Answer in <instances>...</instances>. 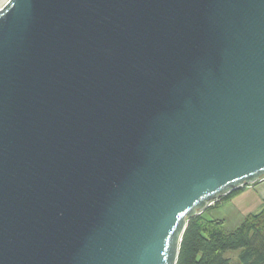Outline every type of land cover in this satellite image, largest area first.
<instances>
[{
	"label": "water",
	"instance_id": "95a60500",
	"mask_svg": "<svg viewBox=\"0 0 264 264\" xmlns=\"http://www.w3.org/2000/svg\"><path fill=\"white\" fill-rule=\"evenodd\" d=\"M262 177L264 0L0 9V264H176Z\"/></svg>",
	"mask_w": 264,
	"mask_h": 264
},
{
	"label": "trees",
	"instance_id": "16d2710c",
	"mask_svg": "<svg viewBox=\"0 0 264 264\" xmlns=\"http://www.w3.org/2000/svg\"><path fill=\"white\" fill-rule=\"evenodd\" d=\"M242 188L231 191L187 220L176 264H264V201L261 208L246 215L235 229L227 230L219 219H206L203 213L217 207ZM237 251L232 262L226 252Z\"/></svg>",
	"mask_w": 264,
	"mask_h": 264
},
{
	"label": "crops",
	"instance_id": "0c3cea01",
	"mask_svg": "<svg viewBox=\"0 0 264 264\" xmlns=\"http://www.w3.org/2000/svg\"><path fill=\"white\" fill-rule=\"evenodd\" d=\"M250 190V195H248L246 193V191ZM240 193V192H239ZM237 193L238 195H234L233 197H231L230 199H228L226 202L227 204L229 205H232L234 206V213H232L231 215L225 217V216H217L215 217L214 216V212H211V214H213V216L211 218H208L206 216V212L208 210H212L213 208H222L224 206H226V202L225 204L223 202L219 203V205L217 207H211V208H208L204 213V217L206 219H219V220H222L223 223H224V228L227 229V230H232V229H235L237 226H239V224L243 221L244 217L250 213H255V212H248L250 211L251 208H246L247 206L249 205H252L253 203L255 204L254 207H259L258 210L261 208L262 206V203L264 201V177L260 178L259 180H257L256 182L252 183V184H249L247 186H244L242 188V191L241 193L239 194ZM237 200H241L244 202V205L245 207H242L238 202ZM214 204V203H213ZM212 204V205H213ZM211 205V206H212ZM240 206V209H238ZM209 207V206H208ZM231 208V207H230ZM257 210V211H258ZM256 211V212H257ZM232 212V211H231ZM227 215H228V212H227ZM231 218H233L234 220V226L233 227H230V228H226V225L227 223L230 222Z\"/></svg>",
	"mask_w": 264,
	"mask_h": 264
},
{
	"label": "rangeland",
	"instance_id": "374dc122",
	"mask_svg": "<svg viewBox=\"0 0 264 264\" xmlns=\"http://www.w3.org/2000/svg\"><path fill=\"white\" fill-rule=\"evenodd\" d=\"M8 0H0V9L5 5V3L7 2ZM241 193V192H240ZM239 193V194H240ZM246 193L248 194V195H250V190H248V191H246ZM236 195H238V194H236ZM227 201V200H226ZM226 201H224L223 203L225 204V202ZM237 202L242 206V207H245V205H244V202L243 201H241V200H237ZM255 206V204L253 203L252 205H249V206H247L246 208H251L250 209V211H248V212H256L257 210H258V206L257 207H254ZM231 207V208H230ZM234 206H232V205H228L227 204V202H226V206H224V207H222V208H213L212 210H208L207 212H206V216L208 217V218H211L212 216H213V214H211L210 213V211L211 212H214V216L215 217H217V216H219V215H221V216H225V217H227V216H229V215H231L232 213H234V208H233ZM238 209H240V206H239V208ZM232 211V212H231ZM227 212H228V215H227ZM234 226V220H233V218H231V220H230V222L229 223H227V225H226V228H230V227H233ZM237 251H229V252H226V256L227 257H229V258H231V261L232 262H236V260H237Z\"/></svg>",
	"mask_w": 264,
	"mask_h": 264
},
{
	"label": "built area",
	"instance_id": "2783aa9c",
	"mask_svg": "<svg viewBox=\"0 0 264 264\" xmlns=\"http://www.w3.org/2000/svg\"><path fill=\"white\" fill-rule=\"evenodd\" d=\"M213 203H214V202H211V203L209 204V206H211ZM200 213H201V212H200ZM200 213H198V214H200Z\"/></svg>",
	"mask_w": 264,
	"mask_h": 264
}]
</instances>
